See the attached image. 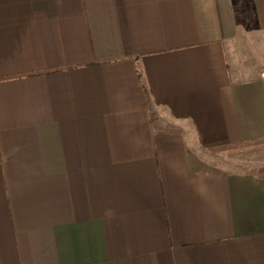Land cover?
<instances>
[{
  "label": "crops",
  "instance_id": "0c3cea01",
  "mask_svg": "<svg viewBox=\"0 0 264 264\" xmlns=\"http://www.w3.org/2000/svg\"><path fill=\"white\" fill-rule=\"evenodd\" d=\"M264 0H0V264H264Z\"/></svg>",
  "mask_w": 264,
  "mask_h": 264
},
{
  "label": "rangeland",
  "instance_id": "374dc122",
  "mask_svg": "<svg viewBox=\"0 0 264 264\" xmlns=\"http://www.w3.org/2000/svg\"><path fill=\"white\" fill-rule=\"evenodd\" d=\"M230 168L257 173L264 169V141L239 147L232 153H223Z\"/></svg>",
  "mask_w": 264,
  "mask_h": 264
},
{
  "label": "trees",
  "instance_id": "16d2710c",
  "mask_svg": "<svg viewBox=\"0 0 264 264\" xmlns=\"http://www.w3.org/2000/svg\"><path fill=\"white\" fill-rule=\"evenodd\" d=\"M263 141L264 140H258V141H252V142L230 144L224 147H218V148L211 149V152L214 154L232 153V151L236 150L239 147L248 146L249 144H256V143L263 142ZM257 174L260 175L261 177H264V169H260L257 172Z\"/></svg>",
  "mask_w": 264,
  "mask_h": 264
}]
</instances>
